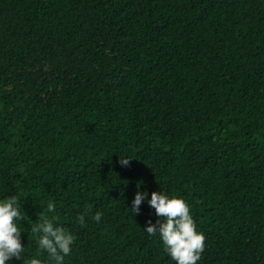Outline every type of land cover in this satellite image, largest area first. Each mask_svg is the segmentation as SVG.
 <instances>
[{
  "label": "trees",
  "instance_id": "obj_1",
  "mask_svg": "<svg viewBox=\"0 0 264 264\" xmlns=\"http://www.w3.org/2000/svg\"><path fill=\"white\" fill-rule=\"evenodd\" d=\"M158 190L204 233L197 264H264V0H0V198L25 196V255L42 212L77 235L65 264H175L127 208Z\"/></svg>",
  "mask_w": 264,
  "mask_h": 264
},
{
  "label": "clouds",
  "instance_id": "obj_2",
  "mask_svg": "<svg viewBox=\"0 0 264 264\" xmlns=\"http://www.w3.org/2000/svg\"><path fill=\"white\" fill-rule=\"evenodd\" d=\"M130 158L119 155L117 163L122 167L130 165ZM22 196L19 191L0 198V264H11L13 259L21 264H65V258L72 252L77 235L72 230L57 223V217L51 218L38 213L36 223L30 231L36 237L38 254L25 255L22 243V224L25 212L22 210ZM147 202L154 211L155 222L151 215L143 227L149 236H159L164 252L175 264H197L205 249V235L197 231L189 205L180 197L152 191H137L131 201L130 214L134 217L141 213V204ZM48 213H55L56 203L49 201ZM103 213L92 211L88 206L76 216V223L85 227L87 219L99 223ZM43 257V258H41Z\"/></svg>",
  "mask_w": 264,
  "mask_h": 264
}]
</instances>
